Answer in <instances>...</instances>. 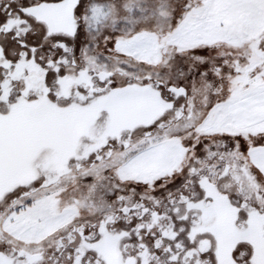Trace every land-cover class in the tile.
<instances>
[{
    "label": "snow or ice",
    "instance_id": "6c2138e0",
    "mask_svg": "<svg viewBox=\"0 0 264 264\" xmlns=\"http://www.w3.org/2000/svg\"><path fill=\"white\" fill-rule=\"evenodd\" d=\"M0 264H264V0H0Z\"/></svg>",
    "mask_w": 264,
    "mask_h": 264
}]
</instances>
